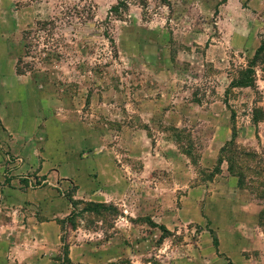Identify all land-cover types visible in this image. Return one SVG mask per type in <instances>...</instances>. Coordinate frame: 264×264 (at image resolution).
Masks as SVG:
<instances>
[{
  "label": "rangeland",
  "instance_id": "374dc122",
  "mask_svg": "<svg viewBox=\"0 0 264 264\" xmlns=\"http://www.w3.org/2000/svg\"><path fill=\"white\" fill-rule=\"evenodd\" d=\"M123 2L4 0L3 223L55 220L65 264L76 242L91 264H264V198L220 162L236 130L259 153L236 166L264 168V60L255 89L234 85L264 0Z\"/></svg>",
  "mask_w": 264,
  "mask_h": 264
},
{
  "label": "crops",
  "instance_id": "0c3cea01",
  "mask_svg": "<svg viewBox=\"0 0 264 264\" xmlns=\"http://www.w3.org/2000/svg\"><path fill=\"white\" fill-rule=\"evenodd\" d=\"M240 0H227L225 7H229L235 2ZM4 0H0V9L2 11V5ZM252 3L256 0H251ZM19 13V12H18ZM223 14V12H222ZM6 28V26H4ZM8 29V28H7ZM7 38L9 39L10 34L6 33ZM11 39H9V43ZM8 43V45H9ZM11 62L13 58L9 56ZM16 74V79L26 80L27 85L34 86V80L29 79L28 75ZM0 99L1 94H4L5 86L4 78H0ZM4 85V86H3ZM2 106H0V120H3V114L6 105L4 101ZM5 104V105H4ZM11 113H17V110H10ZM0 182H1V171H0ZM3 187L0 185V199L2 198ZM2 202L0 200V242L8 245V251L4 255L6 259L4 264H65L64 259L65 255L62 256L63 250V240L62 236L57 234L58 226L55 220L50 219L38 222L37 225L31 227H25V233H21L19 237L15 236L16 233L13 232L15 229L12 223V220L6 223H3V217L1 216ZM65 215V214H64ZM75 235L73 238L78 241V231H74ZM33 234V235H31ZM71 264H91V257L88 250L85 248V244L81 243L78 245V242L74 243L69 248V254L67 256ZM63 259V260H62ZM234 261V260H233Z\"/></svg>",
  "mask_w": 264,
  "mask_h": 264
},
{
  "label": "trees",
  "instance_id": "16d2710c",
  "mask_svg": "<svg viewBox=\"0 0 264 264\" xmlns=\"http://www.w3.org/2000/svg\"><path fill=\"white\" fill-rule=\"evenodd\" d=\"M119 6L126 7V3L123 2V0H119ZM114 10H119V7H115ZM264 60V42L261 44L259 49L256 51V54L254 56V59L249 63V66L247 69L242 70L240 72V77L234 82V85L236 87L244 88V89H255L257 85V79H256V68L257 65ZM263 106H256L253 109L252 117L253 122L258 125L260 123H264V97H263ZM237 132L234 131L232 142H230L223 150H222V158H220V162L223 163L224 161H227L229 163V171L231 173H234L236 177L240 180V187L246 186V181L249 182L248 186L250 190H252V193L254 194H260L264 198V192L262 191L263 186V177L262 174H264V168L259 172L254 171V175L252 177L247 178V174L242 173L243 171H246L245 167H238L236 166L235 158L236 154L239 156V158H245V159H252L253 157H259V153L257 152H247L244 150L238 149L237 145ZM250 162V160H247ZM239 170L237 172L236 170ZM250 172H252L250 170ZM72 206L73 208H76L78 205V202L72 200ZM96 207H99V205H95ZM216 246L218 245V240L215 239Z\"/></svg>",
  "mask_w": 264,
  "mask_h": 264
}]
</instances>
